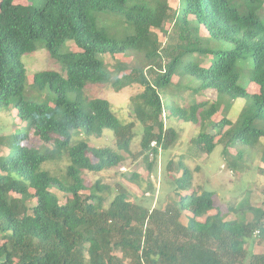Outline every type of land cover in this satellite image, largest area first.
I'll use <instances>...</instances> for the list:
<instances>
[{"label":"trees","instance_id":"trees-1","mask_svg":"<svg viewBox=\"0 0 264 264\" xmlns=\"http://www.w3.org/2000/svg\"><path fill=\"white\" fill-rule=\"evenodd\" d=\"M45 1L39 8L0 0V107L15 97L16 115L28 123L26 132L0 135V146L12 148L0 157V264H264V252L247 248L256 231L264 235V207L249 206L253 216L242 221L226 219L213 191L191 192L190 171L182 158L177 205L146 208L131 200L121 185L111 196L114 189L100 179L89 184L85 171L122 163L121 151L130 150L135 122H123L108 99L84 93L88 84L117 90L133 83L142 86L133 97V113L147 127L141 151L150 170L159 147L168 148L178 139L174 128L165 127L164 114L226 127L218 137L220 131L202 130L191 138L200 152L211 153L224 143L227 158L234 144L255 147L264 135V127L258 125L264 121V0H183L181 8H172L169 0H149L153 5L130 0ZM91 9L119 13L133 32L117 38L92 20ZM192 21L234 47L201 48ZM168 22L177 32V48L162 46L157 33ZM40 38L64 68V73L50 69L33 75L34 88L48 86L56 94L53 106L22 95L26 69L21 56L34 51ZM67 40L78 50L62 53ZM198 49L212 56L209 64L192 58ZM130 53L142 55L132 68L121 59L109 65L99 57ZM249 59L253 67L242 86L239 80ZM181 63L187 74L199 78L198 88L215 90L230 100L246 99L237 120L224 114L212 120L220 110L218 101L166 108L160 89L173 82ZM252 82L257 92L248 91ZM105 129L113 131L117 149L89 144L86 137H100ZM31 137L45 148L37 147ZM154 140L157 147L151 146ZM242 153L236 157L242 159ZM64 158L62 174L43 166ZM57 191L66 195L64 203Z\"/></svg>","mask_w":264,"mask_h":264},{"label":"rangeland","instance_id":"rangeland-1","mask_svg":"<svg viewBox=\"0 0 264 264\" xmlns=\"http://www.w3.org/2000/svg\"><path fill=\"white\" fill-rule=\"evenodd\" d=\"M15 2L30 4L39 8L46 5L45 0H15ZM144 2L153 5L149 0H130V3ZM169 4L172 8H181L183 0H169ZM262 13V20L264 21V12L262 11ZM90 17L95 23L106 26L117 38L125 37L133 32V29L129 27L130 25H127L119 13L97 12L91 9ZM191 23L194 25L195 35L202 40L201 48L227 50L234 47V43L216 39L210 35L207 29L199 23L195 21ZM157 33L161 39L162 46L172 49L177 48L180 43L177 32L172 29L171 22H168L163 30H157ZM35 45L34 51L21 56L26 69V85L22 95L24 98L37 102H46L53 106L56 94L48 86L44 89L34 88L32 86L33 75L50 69L64 73V68L49 54L44 39H37ZM69 50H78L72 40H67L61 48L62 53ZM201 50L198 49L192 58L194 57L203 65H207L212 60V56L204 54ZM99 57H104V60L109 65H114L117 59H121L130 68L134 66L135 62H139L142 59V55L133 53L125 56L120 55L117 58L109 54L100 55ZM245 67L239 80V84L242 86H246L248 82L249 73L253 67V60L249 59ZM199 84V78L187 74L184 63H181L178 66L173 82L169 86L160 89L164 105L166 108L173 105L190 108L194 103L204 102L209 105L218 101L220 110L211 119L216 121L224 114L232 120H237L246 105L245 98L240 97L230 100L227 96H219L215 90L198 88ZM142 89V86L138 83H133L119 90L105 84H88L84 87V93L87 96H99L108 99L111 102L113 111L123 122H135L133 128L135 137L131 142L130 150L121 151L124 156L122 163L99 172L85 171V177L89 184H93L97 179H100L102 183L114 189V193L111 196L115 194L116 186L121 185L128 189L131 200L146 208L162 207L167 203L177 205L178 196L175 189L182 179V168L179 165V161L182 158L184 165L190 171L191 192L213 191L216 204L223 210L226 219L238 218V220L242 221L253 216L249 206L264 207V173L262 171L264 167L262 159L264 135L255 147L241 143L234 144L229 149L230 155L226 158L223 154L224 143L217 144L211 153L200 152L196 145L191 143V138L202 130L210 133H218L220 131L217 135L218 137L226 127L223 129L213 127L211 120L206 124H203V121L193 123L179 120L176 117H168L164 114L162 118L165 127L174 128L178 132V139L168 148L159 147L156 163L150 170L141 151V139L147 127L139 122L133 113V97L141 92ZM248 91L252 93L258 91V86L255 82L250 83ZM258 125L264 127V121H259ZM26 131H28V123L26 120L22 121L16 115L15 97L12 96L9 102L0 107V135ZM82 136L86 137L85 135ZM75 138H78V136ZM86 138L91 146H112L117 149L116 137L110 129H105L100 137L90 136ZM31 142L41 148V150L45 148L36 137H31ZM230 144L232 145L231 142ZM10 150L12 148L8 145L0 146V157L7 155ZM240 151L243 152L242 155L240 154L242 159L236 157ZM151 158H154V156ZM230 162L235 168L229 165ZM66 164L67 160L64 158L48 162L43 166L52 173L62 174L65 171ZM133 173H136L137 178L130 180ZM138 184H140V187ZM57 194L60 201L64 203L66 195L59 191H57ZM34 202L32 199L28 204L32 205ZM186 221H188V218ZM247 248L250 252H264V235L256 231L254 237L247 243Z\"/></svg>","mask_w":264,"mask_h":264},{"label":"built area","instance_id":"built-area-1","mask_svg":"<svg viewBox=\"0 0 264 264\" xmlns=\"http://www.w3.org/2000/svg\"><path fill=\"white\" fill-rule=\"evenodd\" d=\"M151 146H152V147H157V146H158L157 141H155V140L152 141ZM152 156H154V153H150V157H152Z\"/></svg>","mask_w":264,"mask_h":264}]
</instances>
